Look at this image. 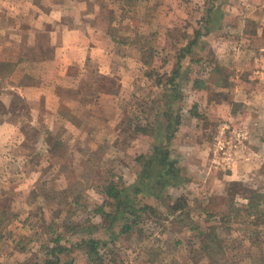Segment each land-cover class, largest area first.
<instances>
[{"label": "rangeland", "instance_id": "rangeland-1", "mask_svg": "<svg viewBox=\"0 0 264 264\" xmlns=\"http://www.w3.org/2000/svg\"><path fill=\"white\" fill-rule=\"evenodd\" d=\"M4 1L0 11L13 17L0 20V61L19 65L0 85V205L16 213L0 238V264H40L44 245H53L51 227L70 245L100 224L93 213L103 201L98 187L111 174L134 181V156L148 153L153 141L138 129L164 121L169 77L196 31L195 56L182 60L181 120L171 145L186 181L169 195L185 196L186 214L156 202L157 216L101 249L102 264H264V211L258 218L246 206L261 193L264 210V0ZM210 10L220 11L217 22L205 20ZM81 12L90 18L79 19ZM88 25L100 29L93 38L105 47L130 43L102 69L92 53L59 57L55 48L57 32ZM64 73L71 76L65 86ZM22 87L38 98L26 100ZM67 119L82 127L66 126ZM47 131L62 139L61 152L42 150ZM187 214L194 229L181 222ZM223 217V253L212 260L198 232ZM106 233L93 234L108 239ZM69 257L95 264L76 247Z\"/></svg>", "mask_w": 264, "mask_h": 264}, {"label": "trees", "instance_id": "trees-1", "mask_svg": "<svg viewBox=\"0 0 264 264\" xmlns=\"http://www.w3.org/2000/svg\"><path fill=\"white\" fill-rule=\"evenodd\" d=\"M215 11L213 12L214 15H212L210 10L208 12L209 18L207 17L205 20L217 22L220 11H217V13ZM201 35L200 31H196L193 39L182 48L181 54L178 56L176 65L169 77V82L167 81L169 83L168 92L170 95L166 99V108L161 113L164 121L161 124L156 122L159 123L157 125L156 123L147 121L143 127H139L138 129L144 134L151 135L153 141L148 153H138L134 156L137 166L134 181L127 183L124 181L123 176L118 174H114V176L111 174L110 177H107L104 183L98 187L99 193L103 196V201L97 204L93 210L95 215L100 216V224L95 227L92 225L86 232V234L90 235L82 237L79 241L70 245L63 243L64 236L61 233L55 232V229L51 227V231L55 237H52L49 241L53 245H44L46 250L45 257L40 264H73L74 259L69 256H71L75 247L82 249L85 256L91 262L102 264L104 254L101 253V249L109 246V242L115 241L119 233H130L135 227L140 225L145 217L157 216L156 202L159 205L164 203L168 207V213L179 212L182 215L186 214L188 201L185 196L182 195L174 198L172 195H169L170 187H178L186 181L177 157L172 154L171 145L178 130L176 125L181 120L180 112L176 113L175 109L177 108L175 103L181 97L179 87L182 84L181 80L183 77L181 72L182 60L186 58L187 54L195 56V53L191 50L197 44ZM194 62H197V60H194ZM18 63L19 61H0V85L3 84L5 75L10 73ZM153 74H156V72H150L148 75L152 76ZM161 79L158 80V83ZM192 114L195 115V113ZM129 129H131L130 125ZM46 141L51 154H57V152H61L66 147L62 139L54 136L52 131H47ZM262 195L261 193H252L249 197L250 203L246 205L249 208V212L252 214L255 212L254 216L258 218L261 217L260 214L264 211L261 209L262 202L257 199ZM169 200L171 201L169 202ZM74 202L75 204H79L77 198ZM251 210H254V212ZM189 216L190 214H187L181 222L188 224L189 229H194L195 227H192V222L189 223L187 220ZM15 217L16 213L14 211L7 206L0 205V238ZM227 224V219L223 217L219 224L208 225L205 230L198 232L202 238L200 239V245L202 244V249L206 256L212 260L216 258L215 256L218 258L219 250L223 251V241L220 237V232H222L223 227H226ZM254 225L256 224L254 223ZM78 227L74 225L69 229H73L72 231L75 232ZM81 228L83 229V227ZM101 228L107 232L108 239L107 237L103 238L93 234ZM115 228L118 231H115ZM19 264L28 263L21 262Z\"/></svg>", "mask_w": 264, "mask_h": 264}, {"label": "crops", "instance_id": "crops-1", "mask_svg": "<svg viewBox=\"0 0 264 264\" xmlns=\"http://www.w3.org/2000/svg\"><path fill=\"white\" fill-rule=\"evenodd\" d=\"M65 1L66 0H62V3L64 4L65 3ZM181 1H183V0H180V2ZM5 3H7L8 2V0H5L4 1ZM42 2V1H41ZM53 2L54 3H56L57 1H55V0H52V2L50 3V4H52L53 5ZM87 2V1H86ZM32 3H37V1L36 0H32ZM31 3V4H32ZM58 3H61L60 1H58ZM80 3H82V1L80 2ZM55 8L56 7H53V8H51L49 11L50 12H48L45 16H46V18H47V21L48 22H51V21H53L54 20V10H55ZM4 11H6V10H4ZM68 12V11H67ZM83 13V14H82ZM62 14H65V12H63ZM89 16H91L90 15V13H88V12H81V13H79V19H81V20H86V18L88 17V18H90ZM13 17V16H12ZM12 17H10V15H8V13L7 12H1L0 11V20L1 21H4V22H6V21H8V19L9 18H11L12 19ZM10 20V19H9ZM58 33H60V35L62 34V36H61V41H60V43L58 44V47H55L56 48V51L58 52V55H59V57H61L60 55H62V52H73V51H75V52H79V54H83L84 52L85 53H87V52H89L90 54L92 53L93 54V56H92V54L90 55V56H92V58H93V60L98 64V68H100V69H102V67H104L105 66V64L107 63L106 62V60H107V58L109 57V55H111L112 54V52L113 51H115L116 50V48H118V46H120V45H122V47H128V45L130 44V43H126V42H118V41H116L115 43H114V45H116V48H114V47H112V49H110V48H108V47H105L104 45H103V43H99V41L98 40H96V39H94L93 38V35L94 36H100V29H97V27L95 26L94 28L92 27V26H90V25H88L87 27H81V26H75V29L73 28V30H70V27H68V28H65V30H63V31H59V32H57L56 34H58ZM93 33V34H92ZM72 38H73V40H72ZM111 53V54H110ZM65 57V56H64ZM68 59H70V61L72 62V58H68ZM7 60V59H6ZM11 61H13V62H17V61H14V59L12 60L11 59ZM70 62V63H71ZM17 65H19V64H17ZM16 65V66H17ZM112 69H110V71H111ZM80 76L82 75V74H79ZM79 75H77V77H78V80L80 79V76ZM63 77H64V81H63V83H64V85L63 86H65V85H67V84H69L70 82H68L69 81V79H68V77L69 78H71V76H67V74L66 73H64L63 74ZM68 82V83H67ZM37 85H34L33 87L35 88V89H37L38 88V90L39 91H41L42 90V87L41 86H39V87H36ZM71 86V85H70ZM23 89H25L24 87H22V88H20V91L22 92V90ZM40 94H42V92H39ZM101 94V93H100ZM103 94H109V95H113L112 93H110V92H106V93H103L102 92V94L101 95H103ZM22 96L26 99V100H35V99H37L38 97L37 96H33V95H29L28 93H25V94H23V92H22ZM58 96L56 95H51V98L53 99V98H57ZM104 97H108V98H112L111 96H102V98H104ZM98 99H99V97H98ZM101 99V98H100ZM113 99V98H112ZM67 121H69L68 119H67ZM66 126H78V127H82V124H80L79 123V125H76L75 124V122H72V121H69V122H67V125ZM50 129H52V127L50 128ZM4 146L5 145H1L0 144V150L2 149V148H4ZM42 147H43V149L42 150H44V151H47L48 152V148H49V146H48V144L46 143V142H44L43 144H42ZM3 151L4 150H2V153L0 154V160H2L3 159V157H4V155H2L3 154ZM47 162H49L50 161V158L48 157L47 158ZM18 176H21L20 174H18ZM136 178V177H135ZM15 212V211H14ZM16 218V217H15Z\"/></svg>", "mask_w": 264, "mask_h": 264}, {"label": "built area", "instance_id": "built-area-1", "mask_svg": "<svg viewBox=\"0 0 264 264\" xmlns=\"http://www.w3.org/2000/svg\"><path fill=\"white\" fill-rule=\"evenodd\" d=\"M225 148V145H220V149H224Z\"/></svg>", "mask_w": 264, "mask_h": 264}]
</instances>
